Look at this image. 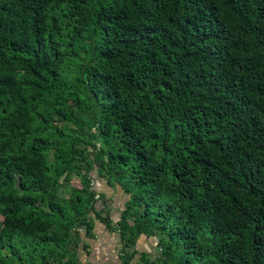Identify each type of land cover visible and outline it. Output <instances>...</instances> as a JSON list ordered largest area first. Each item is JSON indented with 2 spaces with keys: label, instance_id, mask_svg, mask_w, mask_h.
Here are the masks:
<instances>
[{
  "label": "trees",
  "instance_id": "16d2710c",
  "mask_svg": "<svg viewBox=\"0 0 264 264\" xmlns=\"http://www.w3.org/2000/svg\"><path fill=\"white\" fill-rule=\"evenodd\" d=\"M97 219L115 264H264V0H0V264H82Z\"/></svg>",
  "mask_w": 264,
  "mask_h": 264
},
{
  "label": "rangeland",
  "instance_id": "374dc122",
  "mask_svg": "<svg viewBox=\"0 0 264 264\" xmlns=\"http://www.w3.org/2000/svg\"><path fill=\"white\" fill-rule=\"evenodd\" d=\"M78 119H85L87 120V122H90L89 119H92V110H89L88 112H82L77 108L76 104H73V115L71 121L67 122L66 124H61L60 126L66 133H69L73 130L79 131L80 127L77 124ZM97 144L98 146L102 145L101 140H98ZM98 167V165H95V167H93L88 173L92 182V188L97 192L96 198H98V200L96 206L99 209H103L101 211L102 213L106 212L102 207L103 205H108L110 207V210L112 211H115L116 208V213H120V210L125 207L126 201L127 199H129V196L124 193L119 185H110L107 180L100 175ZM81 187V175L74 174L72 176V179L66 182L65 186L60 191V194L61 196L68 198L73 194V189ZM83 232L84 230L82 231V233ZM119 246L121 247L120 240ZM136 248L140 250V253L136 255L131 264L136 263V261L141 257L142 252L147 253L153 260H155L156 257L161 256L164 252L161 245L159 244L157 237H148L144 234L139 237Z\"/></svg>",
  "mask_w": 264,
  "mask_h": 264
},
{
  "label": "crops",
  "instance_id": "0c3cea01",
  "mask_svg": "<svg viewBox=\"0 0 264 264\" xmlns=\"http://www.w3.org/2000/svg\"><path fill=\"white\" fill-rule=\"evenodd\" d=\"M102 207L104 210L110 211L114 222L120 219L122 210H120V213H116L115 207H113L115 211L110 210L108 205H103ZM84 233V242L79 247V257L82 264H115L119 262L120 234L118 232L108 229L100 219H97L95 235L86 237Z\"/></svg>",
  "mask_w": 264,
  "mask_h": 264
}]
</instances>
